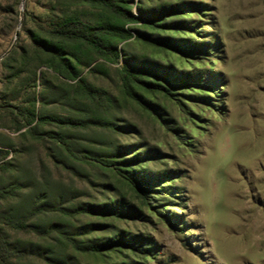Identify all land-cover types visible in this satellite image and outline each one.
<instances>
[{"label": "rangeland", "instance_id": "obj_1", "mask_svg": "<svg viewBox=\"0 0 264 264\" xmlns=\"http://www.w3.org/2000/svg\"><path fill=\"white\" fill-rule=\"evenodd\" d=\"M188 2L196 7L185 9V18L165 11L158 21H195L208 64L177 66L170 58L169 68L152 44L176 37L146 20ZM126 6L136 19L123 23L129 36L117 43L115 61L96 58L85 67L93 55L83 48L77 54L79 77L112 98L102 110L73 80L47 64L34 68L31 36L64 12L87 23L111 15L83 3L0 0V188L8 191L0 196V227L9 247L24 254L10 264H264V0ZM125 63L161 77L197 75L203 84L191 87L217 95L208 92L206 101L185 84L128 97L118 76ZM27 109L82 124H26ZM140 176L148 179L145 194L134 188ZM116 235L129 244L86 249Z\"/></svg>", "mask_w": 264, "mask_h": 264}, {"label": "trees", "instance_id": "obj_2", "mask_svg": "<svg viewBox=\"0 0 264 264\" xmlns=\"http://www.w3.org/2000/svg\"><path fill=\"white\" fill-rule=\"evenodd\" d=\"M62 2L64 5L72 4H89L102 8L107 11L111 17L98 21L95 23H87L82 21L74 12H64L62 18L54 23L49 29H42L41 35L34 34L31 36L33 44L32 53L33 60L36 62L34 68H38L40 65L47 64L50 68L54 69L58 74L64 76L67 80H73L76 85L75 91L82 96L85 100H88L93 107L98 109H105V107L112 104V98L101 88L87 84L84 79L79 77V70L76 65L79 64L77 54L81 53V48L87 49L92 57L86 58L83 65L88 67L96 58H104L111 62L115 61L119 56V49L116 46L118 42L126 39L129 36V32L124 28L123 23L135 21L134 15L126 6V0H55ZM200 5V4H199ZM196 4L192 2L182 3L178 5L170 6L168 10L161 8L158 13H151L147 17V22L151 27L166 29L171 34H174L175 38L166 36L161 40L153 41L152 44L156 47L155 53L162 56L167 60L166 66L173 68L170 62L174 59L177 66H202L208 62L207 58L203 56V52L207 50V43H204L201 33L202 31L197 28L196 22L188 19H172L166 23H161L159 18L165 11H169L172 14H178V17L185 18V9L195 8ZM203 17L204 12L200 13ZM189 32L187 37L185 33ZM184 34V35H183ZM44 56V57H42ZM43 58V59H41ZM172 58V59H170ZM175 71V70H174ZM35 73V72H34ZM175 73V72H174ZM177 74V73H176ZM35 75V74H34ZM118 76L121 84L122 92L131 98H137V90L144 91L146 93L156 92L163 90L168 93L171 88H180L187 84L189 88L185 90H191L197 93H205L206 101L211 99V95L208 92L216 94V90L208 91L206 89H199L191 87V83L201 85L203 84L202 78H197V75L191 77H161L159 71H151L143 66H133L123 64L118 68ZM199 76V75H198ZM154 77V78H152ZM158 78H163L164 82L158 81ZM205 86L212 89L211 81L213 78H206ZM173 94V93H170ZM193 95V93H189ZM204 96V95H203ZM205 107L210 106L209 102H205ZM201 110V109H200ZM26 124L34 122H49L53 121L58 125L76 126L82 123L74 119H61L59 117H53L50 115L35 116L32 110L27 109L25 113ZM102 124H108V121L104 120ZM49 134L56 141L63 145H66V139L61 133L51 131ZM148 179L143 176L137 177L136 182H140L139 186H134L139 190L140 194L145 190L144 184ZM8 191L4 188H0V196ZM111 214L118 215L116 211L109 209ZM7 224L12 228H24L25 223L21 219H7ZM129 240H125L122 235H117L108 239L107 242L102 244H93L86 247L87 250L99 252L105 248H115L116 244H129ZM24 256L22 252H18L9 247L8 240L4 235L0 227V264H10L14 260H19ZM146 256V255H144Z\"/></svg>", "mask_w": 264, "mask_h": 264}, {"label": "water", "instance_id": "obj_3", "mask_svg": "<svg viewBox=\"0 0 264 264\" xmlns=\"http://www.w3.org/2000/svg\"><path fill=\"white\" fill-rule=\"evenodd\" d=\"M17 35V31L15 32V36Z\"/></svg>", "mask_w": 264, "mask_h": 264}]
</instances>
